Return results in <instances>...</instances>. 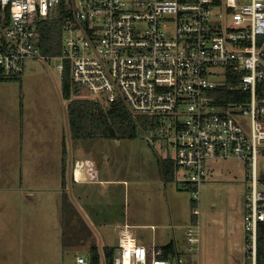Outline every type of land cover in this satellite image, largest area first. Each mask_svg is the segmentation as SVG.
I'll use <instances>...</instances> for the list:
<instances>
[{
    "label": "built area",
    "instance_id": "1",
    "mask_svg": "<svg viewBox=\"0 0 264 264\" xmlns=\"http://www.w3.org/2000/svg\"><path fill=\"white\" fill-rule=\"evenodd\" d=\"M58 18L64 19L60 74L68 63L75 86L123 104L138 119L139 137L173 163L175 180L188 172L182 186L192 191L189 253L199 251L207 163H246L245 252L256 264L264 223L257 174L264 150V0H0V77L47 58L40 54V25ZM163 252L149 253L123 229L112 264H199Z\"/></svg>",
    "mask_w": 264,
    "mask_h": 264
},
{
    "label": "rangeland",
    "instance_id": "2",
    "mask_svg": "<svg viewBox=\"0 0 264 264\" xmlns=\"http://www.w3.org/2000/svg\"><path fill=\"white\" fill-rule=\"evenodd\" d=\"M59 63L57 57L30 59L25 63L21 80L0 82V173L6 177L0 180V251L30 253L42 260L45 259L40 255H48L46 259L50 261L67 252L64 245L72 242L69 237L72 229L68 223L67 235H63L66 218L62 208L65 207V215L69 213L68 222L72 215V206L66 195L64 200L61 190L64 178L61 179L59 174L64 144L68 147L66 162L71 152L84 153L78 156H109L120 171L117 169V174L106 176L102 173V178L126 180L127 183L119 187L122 190L130 188L133 196H140L138 202H134V210L138 209V203L143 204L142 198L147 204L157 202L150 190L155 185L144 183L143 177L139 180L133 178L134 173L144 170L142 157L155 156L142 138L105 140L96 143L95 146H100L96 149L78 148L85 142L71 138L68 101L62 97L61 74L57 69ZM85 97L95 99L84 89L74 98ZM87 145L93 144L87 141ZM207 167L206 181H210L200 188L199 251L188 252L187 228L178 230L180 251L188 253L187 259L200 258L199 264H253L245 252L242 224L250 187L246 163L239 160L210 161ZM187 174V171L180 170L179 180L167 183V193L172 205L178 208L180 219L190 226L192 191L182 186ZM257 174L260 180L264 179V150L257 158ZM107 185V188L113 187L110 186L112 183ZM104 187V183L94 186L97 189ZM161 189L164 195V187L160 186ZM105 198H113L110 190ZM162 199L168 204L166 197ZM64 236L69 237L65 244ZM232 249L237 250L233 258ZM68 252L77 254L84 250L69 249Z\"/></svg>",
    "mask_w": 264,
    "mask_h": 264
},
{
    "label": "crops",
    "instance_id": "3",
    "mask_svg": "<svg viewBox=\"0 0 264 264\" xmlns=\"http://www.w3.org/2000/svg\"><path fill=\"white\" fill-rule=\"evenodd\" d=\"M77 141L85 142V144L78 145L79 149L83 147L96 149L100 146H95V144L105 140ZM87 141L91 142L93 145L88 146ZM79 154L84 153L71 152L64 170L61 159L59 174H61V179L62 176H64V185L63 183L61 185V190H63L64 195L63 198L65 200L66 195L68 204L72 206L70 210L72 215L69 222V213L65 215V207L62 208L63 217L66 218L64 221L65 226L63 235H67V223L69 228L72 229V232L69 231V237L72 242L71 244L64 245V248L68 251L69 249H83L84 252L77 254H72L68 251L63 252L55 261H50L46 259L48 255H40L45 259L42 260L38 259L36 256L30 255V253H5L3 250L0 251V264H77V257H89L90 249L93 246L98 249L101 264H106V250L110 248L114 249V251L116 250V241L120 239V234L123 229L130 231L137 242L145 246L149 253L158 250L164 251L165 247L172 246L173 254H171V256L185 255L187 259L188 253L184 254L182 253L183 251H180L177 234L179 233L178 230L186 229L188 224L180 219L178 208L172 205L171 196H168V184L164 182L161 174L160 156L155 154V156L149 159L142 157L141 164L145 166L144 170L140 169L133 175L135 180H139L143 177L145 180L144 183L155 185V187L150 188V190L152 189L151 191L155 195L154 201L157 202L155 205L154 202L147 204L144 198H142L143 204L138 203L137 208L139 210H134V202H138L136 200L138 198L140 199V196H133L130 188L122 190L119 187L123 183L126 184V180H105L102 178V173L106 176L107 174H117L120 171L117 166H115L114 161L109 158V156H78ZM152 154L154 155V153ZM5 178L6 177L0 173V180ZM26 180L29 179L27 178ZM247 180H249V178ZM208 181L210 180L207 179L204 183ZM101 183L105 184L103 189L94 188V186H99ZM107 183H112L110 186L113 187L107 188V186H109ZM160 186H162V188L164 187V195L161 194L162 189L160 190ZM109 190L113 196L112 199L105 198ZM163 197L167 198L168 204L163 202ZM122 201L124 204H120ZM242 224L244 227V221ZM73 232L74 234H72ZM69 237L64 236L63 244H65L67 240L69 241ZM231 252L234 253L232 256L233 258L237 250L232 249ZM197 259L199 263H201L200 258L197 257ZM234 259H237V257Z\"/></svg>",
    "mask_w": 264,
    "mask_h": 264
},
{
    "label": "trees",
    "instance_id": "4",
    "mask_svg": "<svg viewBox=\"0 0 264 264\" xmlns=\"http://www.w3.org/2000/svg\"><path fill=\"white\" fill-rule=\"evenodd\" d=\"M64 19H48L40 25V54L43 57L62 55ZM22 73L0 77V82L21 80ZM225 93H235L229 87L222 88ZM81 89L72 83L70 66L65 64L61 74V93L68 101L67 114L71 138L73 140H135L139 138L137 121L121 103H109L103 99L74 98L80 95ZM233 100V99H231ZM224 105L225 102H218ZM66 145H63V170L65 168ZM161 174L164 182L175 181V168L171 161L160 160ZM64 178V176H63ZM64 185V179L62 181ZM264 185V179L261 181ZM114 249L106 250V264H112ZM172 246L164 248L163 258L171 257ZM90 264H101L98 249H90ZM256 264H264V223H260L257 232Z\"/></svg>",
    "mask_w": 264,
    "mask_h": 264
},
{
    "label": "water",
    "instance_id": "5",
    "mask_svg": "<svg viewBox=\"0 0 264 264\" xmlns=\"http://www.w3.org/2000/svg\"><path fill=\"white\" fill-rule=\"evenodd\" d=\"M119 240L116 241V246H118Z\"/></svg>",
    "mask_w": 264,
    "mask_h": 264
},
{
    "label": "clouds",
    "instance_id": "6",
    "mask_svg": "<svg viewBox=\"0 0 264 264\" xmlns=\"http://www.w3.org/2000/svg\"><path fill=\"white\" fill-rule=\"evenodd\" d=\"M17 15H18V11H17Z\"/></svg>",
    "mask_w": 264,
    "mask_h": 264
},
{
    "label": "bare ground",
    "instance_id": "7",
    "mask_svg": "<svg viewBox=\"0 0 264 264\" xmlns=\"http://www.w3.org/2000/svg\"><path fill=\"white\" fill-rule=\"evenodd\" d=\"M78 175V174H77Z\"/></svg>",
    "mask_w": 264,
    "mask_h": 264
}]
</instances>
